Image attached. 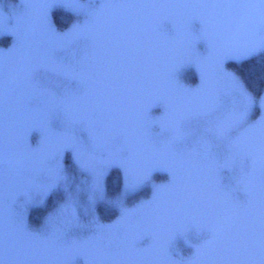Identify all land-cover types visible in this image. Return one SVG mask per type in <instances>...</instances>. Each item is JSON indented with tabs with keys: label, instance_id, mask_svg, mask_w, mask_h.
Instances as JSON below:
<instances>
[{
	"label": "snow or ice",
	"instance_id": "obj_1",
	"mask_svg": "<svg viewBox=\"0 0 264 264\" xmlns=\"http://www.w3.org/2000/svg\"><path fill=\"white\" fill-rule=\"evenodd\" d=\"M0 264H264V0H0Z\"/></svg>",
	"mask_w": 264,
	"mask_h": 264
},
{
	"label": "rangeland",
	"instance_id": "obj_2",
	"mask_svg": "<svg viewBox=\"0 0 264 264\" xmlns=\"http://www.w3.org/2000/svg\"><path fill=\"white\" fill-rule=\"evenodd\" d=\"M122 195H125V196H130L131 194H128V193H122L121 192V188L118 192L116 193H110V191L108 190V187L106 188V192H105V196H104V205L107 207V206H110V202L113 201V200H116V199H119L121 198Z\"/></svg>",
	"mask_w": 264,
	"mask_h": 264
},
{
	"label": "trees",
	"instance_id": "obj_3",
	"mask_svg": "<svg viewBox=\"0 0 264 264\" xmlns=\"http://www.w3.org/2000/svg\"><path fill=\"white\" fill-rule=\"evenodd\" d=\"M110 193H116L120 190V185L118 179H110L107 184Z\"/></svg>",
	"mask_w": 264,
	"mask_h": 264
}]
</instances>
